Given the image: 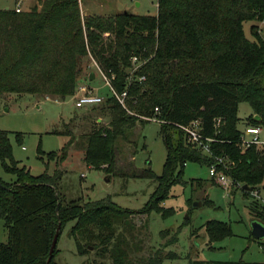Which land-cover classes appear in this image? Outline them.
<instances>
[{
  "label": "trees",
  "instance_id": "trees-1",
  "mask_svg": "<svg viewBox=\"0 0 264 264\" xmlns=\"http://www.w3.org/2000/svg\"><path fill=\"white\" fill-rule=\"evenodd\" d=\"M156 3L155 14L128 10L82 14L79 0H36L18 11L0 7V92H30L64 100L74 93L81 77L88 76L89 58L101 70L113 72L111 85L116 92L127 89L125 105L112 93L91 104L90 109L107 113L109 119L85 134L81 152L87 165L112 172L115 142L126 126L148 121L145 117L153 114L155 106L167 120L160 122L166 145L161 173L155 174L150 166L133 173L156 180L154 190L136 210L122 207L109 195L83 202L64 200L57 190L61 169L49 172L45 168L33 174L19 165L8 131L0 128V164L14 175L9 182L0 178V219L7 230V241H0V264H46L58 222L60 233L71 219L69 234L84 256L83 264H107L103 261L106 256L112 264H161L165 257L176 256L175 252H132L134 215L155 210L168 216L174 211L163 201L171 185L182 181L187 161L209 165L228 155L233 163L225 170L241 184L244 194L250 190L243 184L254 189L262 181L264 153L255 144L247 148L237 145L236 111L238 103L246 101L252 109L247 122L264 125V38L258 26L264 20V0ZM246 20L254 21L249 27L252 38L245 34ZM133 53L147 58L137 71L145 78L127 83ZM215 117L222 119L218 128L213 125ZM195 118L215 138L206 151L188 143L177 126ZM19 134L15 133L17 139ZM71 142L70 138L60 149L47 152L38 146L39 158L45 155L47 161L62 164ZM201 183V179L191 181L194 187ZM210 201L201 199L202 203ZM248 207L251 218L264 224V204L253 201ZM202 225L209 241L231 233L230 225L219 219H207ZM175 237L174 232L164 243ZM57 251L55 246L48 264H59L54 258ZM91 251L96 257L89 260ZM188 264L264 261L190 258Z\"/></svg>",
  "mask_w": 264,
  "mask_h": 264
},
{
  "label": "rangeland",
  "instance_id": "rangeland-1",
  "mask_svg": "<svg viewBox=\"0 0 264 264\" xmlns=\"http://www.w3.org/2000/svg\"><path fill=\"white\" fill-rule=\"evenodd\" d=\"M35 1L0 0V7L13 8L19 3L25 9ZM156 1L79 0V5L82 14H112L125 10L137 14H155ZM252 22H243L245 34L249 38H252L249 32ZM258 26L263 31L264 20L258 21ZM87 71L88 76L81 77L80 81L100 95H110L108 85L90 58ZM91 71L94 77L89 79ZM90 107L76 106L71 97L54 100L38 93L0 92V128L8 131L12 153L19 165H25L33 174L45 168L49 172L56 167L61 169L57 190L64 200L83 202L109 195L122 207L139 209L154 190L156 180L133 173L147 166L155 174L161 173L166 145L160 123L155 120H137L133 125L126 126L123 135L115 142V166L109 172L102 167L89 166L83 160L81 149L85 134L99 124H106L109 119L107 113H96ZM236 113L237 126L242 128L252 109L248 102L240 101ZM16 132H20L18 139L15 137ZM70 138L72 142L68 145L67 157L62 164L56 165L55 160L47 161L45 155L43 159L39 158L38 146L44 152L57 150ZM261 150L264 152L263 148ZM0 178L9 182L14 179V175L5 172L0 164ZM192 179H201V185L192 186ZM210 179L207 164L187 161L183 167L182 181L171 185L163 201V205L173 206L174 211L168 216H162L155 210L134 215L136 230L131 238L132 252L153 253L156 249H161L162 253L168 250L175 252L176 256L165 257L161 264H188L190 258L264 261V236L257 238L252 235L253 219L248 207L253 201L264 204V177L255 185L257 194L252 190L244 194L240 183L224 188ZM203 197L211 201L202 203ZM195 201H200V204H193ZM210 218L227 222L231 233L209 241L202 224ZM73 223V219L68 220L60 230L56 243L58 251L54 256L59 264H83L84 256L77 252L74 238L69 234ZM165 229L168 230L163 232ZM174 232L175 239L165 244ZM0 241H7L3 219H0ZM136 246L139 248L136 249ZM88 256L89 260L96 257L93 251ZM103 261L112 264L108 256Z\"/></svg>",
  "mask_w": 264,
  "mask_h": 264
},
{
  "label": "built area",
  "instance_id": "built-area-1",
  "mask_svg": "<svg viewBox=\"0 0 264 264\" xmlns=\"http://www.w3.org/2000/svg\"><path fill=\"white\" fill-rule=\"evenodd\" d=\"M15 10H20L21 7L19 3L14 5ZM147 60L146 57H141L140 54L133 53L130 56V64L128 66V72L126 75L127 83L132 82L133 80H142L145 78L144 74H138L140 66L145 63ZM97 72L103 78L106 85H108L110 92L117 98V100L125 105V97L127 96V89H123L119 92H116L111 85V79L114 74L101 70L97 63L93 61ZM74 99V104L76 106H86L94 103H98L103 99V95L98 94L93 91L91 88L87 87L85 83L78 81L74 93L70 96ZM54 100H59L55 98ZM160 108L158 106L154 107V112L150 116L145 118L149 120H155L160 122H167L166 119L160 117ZM221 117H215L213 120V125L215 128H218L221 124ZM177 126L183 131L185 139L188 143L194 146L197 149L208 150L211 145V141L215 138L204 132V127L200 119L195 118L186 123H179ZM239 134L237 139V145L240 148H247L253 144L257 145L259 148L264 149V125L261 124H252L246 122L242 128H239ZM261 153L262 152L261 150ZM233 163V160H230L228 155L218 157L215 162H212L208 165L209 176L218 184L222 185L224 188H228L231 184L234 186L238 185L239 182L233 180L230 176L228 169ZM254 194L258 193L257 189H251Z\"/></svg>",
  "mask_w": 264,
  "mask_h": 264
},
{
  "label": "water",
  "instance_id": "water-1",
  "mask_svg": "<svg viewBox=\"0 0 264 264\" xmlns=\"http://www.w3.org/2000/svg\"><path fill=\"white\" fill-rule=\"evenodd\" d=\"M5 8H7V7H5ZM263 38H264V29H263ZM93 77H94V72L91 71L90 75H89V79H92ZM255 116L258 117V115H255ZM0 184H2L1 180H0ZM243 187L248 188L249 190L252 189L251 186H247L246 184H243ZM193 204H200V201H195ZM59 227H60V222H58L57 227H56L55 232H54V235L52 237L48 257L46 259V264L49 263V261L52 257V253L54 251V248L56 246L58 235H59ZM251 233L254 235V237H257V238L264 236V224L257 219H253L251 221Z\"/></svg>",
  "mask_w": 264,
  "mask_h": 264
},
{
  "label": "crops",
  "instance_id": "crops-1",
  "mask_svg": "<svg viewBox=\"0 0 264 264\" xmlns=\"http://www.w3.org/2000/svg\"><path fill=\"white\" fill-rule=\"evenodd\" d=\"M136 4L138 5V4H139V2L137 1V2H136ZM156 4H157V3H156ZM6 7H7V6H6ZM156 8H157V5H156Z\"/></svg>",
  "mask_w": 264,
  "mask_h": 264
}]
</instances>
